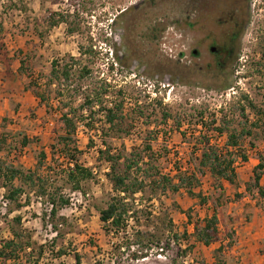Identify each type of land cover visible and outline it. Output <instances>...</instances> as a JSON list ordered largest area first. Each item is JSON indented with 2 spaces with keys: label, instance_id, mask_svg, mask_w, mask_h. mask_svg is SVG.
Masks as SVG:
<instances>
[{
  "label": "rangeland",
  "instance_id": "rangeland-1",
  "mask_svg": "<svg viewBox=\"0 0 264 264\" xmlns=\"http://www.w3.org/2000/svg\"><path fill=\"white\" fill-rule=\"evenodd\" d=\"M180 6L178 0H0V21L4 25L0 41V133H8L12 143L19 139V133L33 141L18 160L14 159L17 156L12 152L8 161H14L15 165L26 170L37 171L41 176L50 175L47 167L38 168L37 160L40 151L49 153L53 143L52 129L59 118L55 100V106L48 113L27 89L29 75L19 71L21 60L26 62L28 72L45 81L53 60L79 57V46L87 45L91 40L99 51L96 72L109 77L115 93L122 86L127 110L139 100L145 103V115H150L134 124L130 136L116 139L114 145L117 147L125 145L130 151L133 145H139L147 136V123L153 122L160 129L154 148L159 149L162 143H167L171 154L177 152L179 157L187 159L193 143L203 136L220 145L227 140L226 135L218 137L212 131L203 130L201 124L198 125L199 120L189 116L195 109L208 108V113H217L220 117L219 111L225 108L228 112L230 100L233 95H238V89L249 93L264 109V0H250L247 28L240 43L237 64H231L228 69L234 88L226 91L218 90V77L209 74L211 81H204L210 88L205 89L202 81L190 76L192 69L204 67L213 60L205 47L200 57L193 54L198 49L200 32L174 26L189 21L180 13ZM54 20L60 23L51 26ZM160 21L167 25V29L158 41L149 40L146 37L148 28ZM71 29L77 30L71 33ZM123 44L126 49L129 45L137 48L136 59L132 56L122 60L126 55ZM117 54L124 64L117 62L110 71L108 64L115 61ZM258 61L263 65L257 66ZM178 63L189 76L180 74L181 80L176 74H161L167 65L175 67ZM155 89L163 98L161 107L152 100L156 97ZM160 108L184 120L182 128L177 130V122L173 120L167 124L160 122ZM153 110L154 115L151 114ZM247 115L248 125L256 123L257 126H253V135L243 139L248 161L237 160L236 183L232 185L223 181V191L220 188L214 190L210 177L202 178L204 194L211 195V201L220 199L218 242L208 247L197 242L189 215L193 220L203 218L210 212L211 203L201 207L196 199L184 192H159L158 200L136 202L135 209L142 217L138 223H129L128 237L122 233L117 236L108 234L98 211L106 206L109 198L108 167L96 160V149L101 143L99 136L81 125L76 136L83 151L80 161L93 167L96 173V179L88 185L87 195L70 193L71 204L61 208L53 218L46 203L47 197L39 195L36 186L26 190L30 202L25 207L13 210L14 204L8 202L5 205V189L0 181V240L11 235V226H17L13 218L19 215L21 228L30 233L32 241L49 243L53 250L45 254L40 264H77L75 254L82 257L80 264H184V261L188 264H264V198L256 190L251 194L245 189V183L253 177L254 167L259 163V156L264 157V112L258 120L249 110ZM3 118L7 121L2 122ZM230 120L231 128L241 129L245 118L237 111ZM91 140L95 147L89 148ZM250 143L254 146L251 147ZM56 164L61 167L70 165L64 159H59ZM261 183L264 187V176ZM149 195L147 192L145 197ZM26 197L23 196V201ZM147 211H152L150 220L145 218ZM169 219L173 221L180 244L173 239L169 246L162 245L163 250L154 248L148 250V257L133 260L131 253L138 248H129L128 243H134L136 231L144 229L147 223L149 231L162 230ZM55 224H58L56 231ZM185 231L188 238L183 236ZM61 246L66 255L59 259L56 252ZM186 248L191 249L185 255L180 254V250Z\"/></svg>",
  "mask_w": 264,
  "mask_h": 264
},
{
  "label": "trees",
  "instance_id": "trees-1",
  "mask_svg": "<svg viewBox=\"0 0 264 264\" xmlns=\"http://www.w3.org/2000/svg\"><path fill=\"white\" fill-rule=\"evenodd\" d=\"M60 18L64 20L62 16ZM59 23L60 21L54 20L51 26ZM166 29V24L161 21L157 22L148 28L146 37L149 40L158 41ZM76 30L71 29L70 32L74 33ZM3 33L4 25L0 21V41ZM123 47L126 49V45L123 44ZM98 52L92 40L87 45H80L79 57L69 56L51 62V70L45 81L32 75V72H28L26 62L21 60L19 71L29 75L27 89L32 91L40 106L47 108L48 113L55 106L53 103L55 100L59 118L58 124L52 129L53 143L49 153L40 151L38 155V168L47 167L49 173L51 172L47 177L39 175L37 171L26 170L15 165L14 161H8L12 152L17 156L14 159L18 160L22 152L33 143L32 139L24 133H19V139L12 143L13 140L9 141L8 133H0V181L1 187L5 189L4 199L14 204L13 210H19L30 202V196L26 190L36 186L38 194L47 197L46 203L50 206V215L54 218L61 208L71 204L70 193H79L85 197L88 185L96 179V173L93 167L80 161L83 151L77 143L76 136L81 125L84 129L93 131L99 136L101 143L96 149L98 155L96 160L108 167L106 177L110 185L109 198L106 206L98 209L100 221L108 234L117 236L122 233L126 236L130 228L129 223L139 222L142 215L139 210L135 209L136 202L158 200L159 192L161 194L167 191L172 194L184 192L190 198L196 199L201 207L211 203L210 212L203 218L193 220V217L189 215V222L194 226L193 235L197 242L207 247L218 242L220 199L211 201V195L204 194L201 189L202 178L209 176L214 190L220 188L223 191V181L232 185L236 183L237 160L248 161L243 139L253 135V126H257L256 123L248 125L247 111L253 112L258 120L264 112L261 104L256 103L249 93L238 89V95H233L230 100L228 112L225 108L219 111L220 117L217 113H208V108L195 109L189 116L198 119V125L201 124L203 130L212 131L218 137L226 135L227 140L220 145L203 136L193 143L187 159L179 157L177 152L171 154V148L167 143H162L159 149L154 148V141L158 140L160 129L159 125L153 122L147 123V136L142 142L139 145H133L128 151L125 145L115 146L114 141L130 136L134 124L150 115H145L147 112L144 107L145 103L139 100L132 108L126 109V96L122 86L115 93L109 77L101 76L96 72ZM125 52L126 55L122 57V60H128L132 56L137 58L135 46L129 45ZM262 54L264 60V51ZM122 60L117 54L115 61L108 64V69L113 71L117 62L124 64ZM230 65L231 63L221 64L218 61H212L204 67L198 66L192 69L190 75L182 71L183 67L178 63L175 67L167 65L161 74H176L177 78H181L180 74L190 75L202 81L205 89L210 88L204 81H211L208 76L210 74V76L219 78V82L216 83L218 90L226 91L234 88L228 70ZM256 65H263V63L258 61ZM155 90L156 97L152 100L156 101L157 107H161L163 98L157 95L159 90ZM155 110L151 111V114L154 115ZM161 110L160 122L167 124L173 120L177 122L175 125L177 130L182 128L184 120L173 117L165 109ZM237 111L245 118L241 129L230 127L232 123L230 119L236 116ZM6 121V118L2 119V122ZM153 124H155L154 128ZM2 127L4 128V125ZM250 144L251 147L254 146L253 143ZM92 147H95L93 140L89 144V148ZM59 159H64L72 166H58L56 163ZM46 161H48V166H46ZM263 176L264 157L259 156V163L254 167L253 177L245 183L246 191L253 194L256 190L264 198V187L261 183ZM147 192L150 195L145 197ZM24 195L27 196L25 201L22 199ZM139 195L141 197H138ZM144 215L147 220H150L152 211H147ZM60 220L65 221V218L60 217ZM13 222L17 226H11V235L0 240V264H40L45 254L49 251L53 252L49 248V243L37 244L32 241L30 233L21 228V216H15ZM57 226L58 224L54 225L55 231ZM165 227L162 230L157 228V231L152 232L149 231L150 225L147 223L144 229L137 230L133 236L134 243H128L129 248H134V246L138 248L131 253V258L135 261L142 260L148 257V250L154 248L163 250L162 245L169 246L173 239L180 244L179 235L171 219L166 222ZM183 236L188 238L187 231ZM164 239L166 244L163 243ZM190 249H182L180 254L185 255ZM221 249L222 246L219 247V250ZM63 255H66V250L61 246L56 256L61 259ZM74 257L77 264L82 262L79 254H75Z\"/></svg>",
  "mask_w": 264,
  "mask_h": 264
},
{
  "label": "flooded vegetation",
  "instance_id": "flooded-vegetation-1",
  "mask_svg": "<svg viewBox=\"0 0 264 264\" xmlns=\"http://www.w3.org/2000/svg\"><path fill=\"white\" fill-rule=\"evenodd\" d=\"M180 13L189 21L182 27L200 32L194 55L208 48L213 61L237 64L240 43L247 28L250 0H178Z\"/></svg>",
  "mask_w": 264,
  "mask_h": 264
},
{
  "label": "built area",
  "instance_id": "built-area-1",
  "mask_svg": "<svg viewBox=\"0 0 264 264\" xmlns=\"http://www.w3.org/2000/svg\"><path fill=\"white\" fill-rule=\"evenodd\" d=\"M71 165V164H70ZM72 166V165H71ZM8 201L4 200V204L7 205ZM184 264H188L187 261H184Z\"/></svg>",
  "mask_w": 264,
  "mask_h": 264
}]
</instances>
